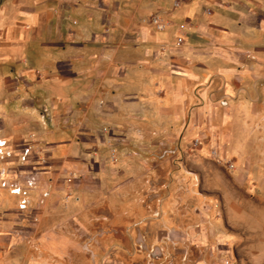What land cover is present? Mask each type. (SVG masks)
<instances>
[{"label": "rangeland", "instance_id": "1", "mask_svg": "<svg viewBox=\"0 0 264 264\" xmlns=\"http://www.w3.org/2000/svg\"><path fill=\"white\" fill-rule=\"evenodd\" d=\"M235 53L242 68L244 55ZM85 77L89 89L69 108L70 119L64 108L57 114L61 129L99 111L89 108L91 100L113 96L97 88V73ZM124 78L114 96L138 102H124L122 109L141 117L120 126L102 172L68 196L56 195L53 221L48 183L20 211L0 186V264H264V58L259 72L233 76L231 89L212 76L205 87L203 81L186 84L182 100L165 105L157 88L154 96L144 89L130 96ZM11 96L20 112L31 109L34 98L37 111L47 113L37 90L19 104ZM115 109L120 112L118 103ZM30 121L28 129L36 130ZM11 124L0 123V142ZM97 142L89 148L101 159L105 148ZM44 239L53 244L52 257L40 245Z\"/></svg>", "mask_w": 264, "mask_h": 264}, {"label": "crops", "instance_id": "2", "mask_svg": "<svg viewBox=\"0 0 264 264\" xmlns=\"http://www.w3.org/2000/svg\"><path fill=\"white\" fill-rule=\"evenodd\" d=\"M153 14L167 18L171 25L155 30L145 23ZM236 51L244 55L242 68ZM263 58L264 0H4L0 4V123H12L4 134L6 148L16 150L21 140L38 145L44 140L51 165L37 176L30 195L6 194L13 203L28 202L39 196L42 183H48L54 188L45 199L53 221L56 195L60 191L70 195L82 180L104 170L107 148L122 136L120 126L141 117L135 109L123 110L125 100L114 96L121 76L130 96L138 89L154 96L157 88L165 92L160 101L165 105V100L181 101L186 84L203 81L205 87L212 76L222 78L231 89L233 76L259 72ZM93 73L100 77L97 88L103 86L113 96L91 100L89 108L99 111L93 110L90 117L87 111L75 127L59 128L58 112L64 108V116L70 119L69 108L78 107L79 94L89 89L84 76ZM16 82L23 87H16ZM36 90L46 114L37 111L34 98L26 112L9 103L10 96L11 102L18 103ZM125 103L132 107L138 102ZM26 121L35 123L36 130L28 129ZM95 138L105 148L99 152L101 159L89 148ZM49 241L44 239L40 245L52 257Z\"/></svg>", "mask_w": 264, "mask_h": 264}, {"label": "built area", "instance_id": "3", "mask_svg": "<svg viewBox=\"0 0 264 264\" xmlns=\"http://www.w3.org/2000/svg\"><path fill=\"white\" fill-rule=\"evenodd\" d=\"M179 2L175 1L174 6ZM147 22L155 30L161 31L171 25L170 20L160 14L149 16ZM178 38V42H181ZM3 165L0 166V186L3 190L14 195H26L25 190L36 188L37 176L49 170L51 165L44 150L32 140H22L16 144V150L6 148V142H0ZM111 144L112 141L108 140ZM27 201L22 199L18 209L25 210Z\"/></svg>", "mask_w": 264, "mask_h": 264}]
</instances>
